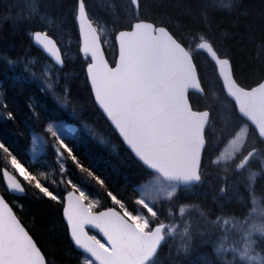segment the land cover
<instances>
[{
	"label": "snow or ice",
	"instance_id": "snow-or-ice-1",
	"mask_svg": "<svg viewBox=\"0 0 264 264\" xmlns=\"http://www.w3.org/2000/svg\"><path fill=\"white\" fill-rule=\"evenodd\" d=\"M0 5V28L11 21L28 42L2 63L14 73L13 87L35 86L17 103L0 83V264H56L49 247L55 241L66 244L75 264H185L196 249L197 264H246L250 249L264 252V230L248 227L249 209L264 196V136L247 152L237 146L240 159L232 155L210 179L209 166L222 156L214 158L207 128L198 148H188L181 107L168 89L186 58L199 92L194 99L196 90L186 88L182 99L190 113L211 115L204 102L209 65L222 86L224 67L238 82L236 62L218 36L229 32L216 17L233 18L238 27L242 0H107L101 11L94 0H58L65 10L55 21L47 0ZM66 30L76 34L74 77L62 47ZM244 34L260 74L251 91L264 87V13ZM36 50L40 58L29 59ZM237 116L247 131V118ZM89 143L135 168L138 179H121L119 168L85 150ZM166 152L183 174L163 189L160 176L169 177L157 161ZM29 204L52 211L46 243L22 215ZM177 236L182 243L174 249Z\"/></svg>",
	"mask_w": 264,
	"mask_h": 264
},
{
	"label": "trees",
	"instance_id": "trees-1",
	"mask_svg": "<svg viewBox=\"0 0 264 264\" xmlns=\"http://www.w3.org/2000/svg\"><path fill=\"white\" fill-rule=\"evenodd\" d=\"M97 4V10L101 11L104 6V2L102 0H94ZM167 2V0H166ZM56 5H58V0ZM243 7L241 8V17L239 21V26L236 28L232 27L233 18H229L222 15H217L216 21L220 23L223 29L228 30L229 35H224L223 32H219L218 36L220 39L224 41L226 48L230 51L231 55L233 56L236 62V77L238 83L245 87L249 88L253 85L256 80L259 78L260 74H256L253 72V69L250 65L249 57L251 55V45L248 43V40L245 38V25L250 21H258L261 17V14L264 13V0H242ZM2 7V6H1ZM3 8V7H2ZM60 11V8H58ZM244 13L247 14L245 17ZM71 33L74 37L73 46L69 49V58H70V73L74 77L78 74V61L76 58V34L74 31H67ZM28 42L24 39V37L14 30L11 21L5 23L2 28H0V83H3L8 89V95L10 101L12 98L15 99L17 103H24L26 96L31 94L32 91L35 90V86L29 88L27 92H21L19 87H13V76L14 73L11 70H6L2 60L4 56L15 57L20 55L24 52L27 48ZM63 47V46H62ZM107 55L109 60L111 61L114 58V53L112 51H107ZM40 58V53L38 50L33 51L32 55L29 59L37 60ZM210 66V65H209ZM211 66H210V70ZM219 83L220 86V93L222 96H225L223 93V89L221 88L220 81L216 78L215 73L212 71L210 73ZM204 86L206 88V100L204 101L207 103L210 93V88L206 84V77L204 79ZM80 95L83 98H87V92L83 89L82 81L80 82V88L78 89ZM194 99H197L198 96L192 94ZM50 104L52 103L51 100L48 101ZM234 105V104H233ZM235 112L234 118L238 121H241L237 116V110L234 105ZM212 108L211 113V121L208 127V137L211 143H218L220 141V137L222 136V142L219 148L215 150V152H219L221 148H223L233 137L232 133V126L223 128L221 123L222 115L220 112L216 111ZM228 113H226L227 115ZM71 122V121H69ZM231 122V121H230ZM229 122V123H230ZM243 122V121H241ZM236 129V128H234ZM252 133L254 134V142H256L257 135L255 130L251 127ZM22 143H26L21 138ZM252 144V146H253ZM251 146V147H252ZM251 147H248L250 149ZM247 149V150H248ZM85 150H90L97 154L100 158L102 163L105 166L115 165L121 171V179H128V180H136L138 179V172L135 168L131 166H125L122 161L117 160L113 156H109L106 152L102 151L101 149L95 147L92 144H86ZM30 155V153H29ZM208 203L211 204V193L209 192V200ZM261 209L264 212V196L258 197V204L255 206L254 210L249 209L252 212L251 220L255 218V211L256 208ZM26 223L33 228V233L37 239H39L42 243L47 242V238L49 236L48 229L51 227L50 221L52 219V211L42 205L39 204H29L27 210L22 214ZM34 221V224H33ZM181 243L173 242V248H179ZM51 249V258L56 261V264H75L74 259L67 254L66 244L62 241H55L54 244L49 245ZM255 253L258 256L264 259V252L255 249ZM199 249L193 251L192 255L186 258L185 264H197V257L199 255Z\"/></svg>",
	"mask_w": 264,
	"mask_h": 264
},
{
	"label": "water",
	"instance_id": "water-1",
	"mask_svg": "<svg viewBox=\"0 0 264 264\" xmlns=\"http://www.w3.org/2000/svg\"><path fill=\"white\" fill-rule=\"evenodd\" d=\"M178 68V74L175 71L170 74L168 89L174 101L181 107L179 118L182 122L183 132L188 141V148L194 152L201 143L202 133L208 127L211 115L205 112L190 113L188 111L187 103L182 99V92L186 88H193L196 90L193 93L197 94L199 84L195 69L192 68L190 61L182 57ZM222 79L224 92L235 103L238 113L247 118L248 123L254 127L258 135L264 136V87L247 91V88L241 87L238 82L231 79L226 67L223 68ZM173 159L174 153L166 152L157 161L169 178L163 174L160 177L168 183L179 182V180H172L170 177H179L183 174V170L176 168L172 163Z\"/></svg>",
	"mask_w": 264,
	"mask_h": 264
},
{
	"label": "rangeland",
	"instance_id": "rangeland-1",
	"mask_svg": "<svg viewBox=\"0 0 264 264\" xmlns=\"http://www.w3.org/2000/svg\"><path fill=\"white\" fill-rule=\"evenodd\" d=\"M102 1L104 2V5L107 3V0H102ZM47 2L52 7L53 15L51 18L53 19V21H55L57 18L56 13L61 12L56 5L57 0H47ZM5 3H7V0H5ZM5 10L6 9H5L4 5H0V13L4 12ZM61 10H63V9H61ZM74 42L75 41H74L73 35L71 33H68L66 30L64 33V36H63L62 46L67 48V49H70L71 46H73ZM108 51H111V50H108ZM209 70H210V66H209ZM211 72L212 71H209L207 76H206V84L210 88V93H209V98H208L207 103L213 109H215V107H216L215 112L218 111L222 115L221 123H222L223 128L229 127V125L236 128V129L232 128L231 134H233V137L225 145V146H228L227 151H224V149H225V146H224L223 148L220 149L219 152H215L214 158H220L222 156V159H220V163L218 165H210L209 166V171L213 174L210 177V179H215V174L218 171L223 169V167L230 160V157L232 155H236L237 160L240 159L239 154H236L237 146L241 147L242 152H247L249 150L248 147L252 146L255 137H254V134L252 133L251 126L248 123H247V129L248 130L247 131L241 130L244 127V122L238 121L237 119L235 120V118H234V115H235L234 114V112H235L234 105L226 97L225 94H224L225 96L221 95L219 83L213 76L210 75ZM221 88H222V85H221ZM223 93H224V91H223ZM226 113H228V114L226 115ZM221 140H222V136L220 137V141L218 143L217 142L213 143L217 146L216 149L220 147L221 142H222ZM233 140L235 141V143H231ZM232 163L234 164L235 161H232ZM251 171H257V169L255 167L252 168L248 172L249 175L251 174ZM170 184H172V183L164 182L163 179L160 177V182H159L158 187L163 188V189H167ZM248 227L251 228L253 231H257V232L264 230V212L261 209L259 210L258 207L256 208V211H255V218H254V220L249 221ZM173 242L182 243L179 236H177ZM255 251L256 250H252V249L249 250L248 258L246 259V264H264V259L262 257L260 258L258 256V254L255 253Z\"/></svg>",
	"mask_w": 264,
	"mask_h": 264
}]
</instances>
